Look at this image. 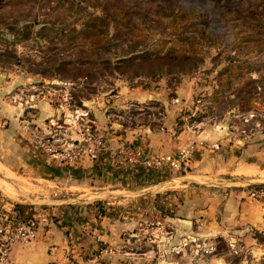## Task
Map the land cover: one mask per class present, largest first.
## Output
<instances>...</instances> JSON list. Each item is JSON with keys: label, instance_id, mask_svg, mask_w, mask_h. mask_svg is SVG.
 <instances>
[{"label": "rangeland", "instance_id": "1", "mask_svg": "<svg viewBox=\"0 0 264 264\" xmlns=\"http://www.w3.org/2000/svg\"><path fill=\"white\" fill-rule=\"evenodd\" d=\"M121 54L130 60L119 63ZM156 81L180 107L178 127L249 142L264 136V0H0V97L25 104L27 117L41 96L81 107L101 103L116 84ZM144 106L139 115L127 107L124 119L160 124L164 109ZM87 119L79 126L74 118L75 133L93 131ZM213 183L226 195L240 183L259 219L229 227L227 239L191 241L190 264H264V177Z\"/></svg>", "mask_w": 264, "mask_h": 264}, {"label": "crops", "instance_id": "2", "mask_svg": "<svg viewBox=\"0 0 264 264\" xmlns=\"http://www.w3.org/2000/svg\"><path fill=\"white\" fill-rule=\"evenodd\" d=\"M163 87L160 81L148 87L122 82L101 103L92 99L81 107L41 96L29 102L28 117L25 104L0 97V193L26 215L48 214L35 238L13 245L7 262L0 264H190L191 241L227 239L234 236L229 227L238 231L259 219L260 206L242 200L240 183H233L238 193L226 195L213 182L264 177V136L252 133L249 142L180 128V107ZM149 102L164 109L160 124L124 119L127 107L135 106L139 115ZM88 115L92 130L101 132L107 144L96 159L82 155L67 163L47 156L33 146L25 128L57 129L76 138L74 118L80 126L79 119ZM121 144L146 155L191 146L192 155L183 173L133 166L113 156ZM154 217L162 226L140 227Z\"/></svg>", "mask_w": 264, "mask_h": 264}, {"label": "built area", "instance_id": "3", "mask_svg": "<svg viewBox=\"0 0 264 264\" xmlns=\"http://www.w3.org/2000/svg\"><path fill=\"white\" fill-rule=\"evenodd\" d=\"M25 128L29 130L33 146L38 151L52 158H58L62 162H74L82 155L96 159L107 148L104 135L97 130L78 129V137L74 138L71 133L59 132L57 129L45 131L44 128H35L30 125H25ZM112 153L114 157L124 159L133 166L181 172L185 171L188 166L192 147H185L175 153L146 155L131 145L121 144ZM7 205L10 207L6 208ZM47 220L48 214L45 212L37 215L19 214L13 203L0 196V262H7L13 245L32 241L36 236L38 226ZM160 226H162V220L154 217L142 223L140 227L149 229Z\"/></svg>", "mask_w": 264, "mask_h": 264}, {"label": "trees", "instance_id": "4", "mask_svg": "<svg viewBox=\"0 0 264 264\" xmlns=\"http://www.w3.org/2000/svg\"><path fill=\"white\" fill-rule=\"evenodd\" d=\"M104 49H106L107 50V48H104ZM157 51V50H156ZM157 52H159V51H157ZM122 56L120 57V56H118L117 57V61L119 62V63H122L123 61L125 62V61H129L130 59H129V57L130 56H128V58L127 57H125V55L126 54H121ZM101 65H105V66H109V64H110V60H109V58H104V59H102L101 61ZM70 65V64H69ZM246 67H249V66H246ZM13 206L15 207V209L18 211V213L19 214H23V212H22V209L18 206V204H14L13 203Z\"/></svg>", "mask_w": 264, "mask_h": 264}, {"label": "bare ground", "instance_id": "5", "mask_svg": "<svg viewBox=\"0 0 264 264\" xmlns=\"http://www.w3.org/2000/svg\"><path fill=\"white\" fill-rule=\"evenodd\" d=\"M2 187H3V188H2L3 190L8 191V187H6V185L3 184ZM9 195H10V194H9ZM11 195H12V194H11Z\"/></svg>", "mask_w": 264, "mask_h": 264}]
</instances>
